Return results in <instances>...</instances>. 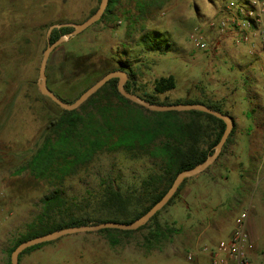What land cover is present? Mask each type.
Listing matches in <instances>:
<instances>
[{
  "label": "rangeland",
  "instance_id": "obj_1",
  "mask_svg": "<svg viewBox=\"0 0 264 264\" xmlns=\"http://www.w3.org/2000/svg\"><path fill=\"white\" fill-rule=\"evenodd\" d=\"M226 2L114 0L103 19L51 51L46 64L47 85L66 100L74 99L93 79L90 63L73 68L70 60L91 54L93 63L105 57L130 61L138 78L137 95L147 93L159 102L170 103L206 100L217 103L235 121L229 141L224 142L216 159L201 172L184 178L177 195L156 215L154 223L160 225L156 233L160 234L155 235L150 222L132 233H70L41 246L51 249L53 263L58 259L63 264L69 261L67 256L81 255L88 264H214L213 254L223 256L220 247L227 245L235 218L247 209L258 215L256 222L260 224L257 237H251L250 257L253 264H264V160L258 178H253L252 172L237 169L239 158L229 154L240 139L238 123L243 121L249 99L243 85L238 87L237 101L228 98L227 85L221 97L214 98L218 91L214 92L212 78L218 77L209 73L211 60L219 57H214L216 34L209 23L216 20ZM99 4L100 0H0V264H8L14 240L41 212L40 199L54 185L36 179L28 169L19 174L16 171L39 149L48 122L62 110L37 84L48 26L81 23ZM194 27L204 30L207 48L199 47L191 37ZM154 32L168 39L169 44L163 42L164 49L148 50L142 42L146 34ZM239 61L246 63L247 59L240 57ZM217 66L225 74H240L228 57ZM259 66L257 62L249 71L256 82L259 80L255 89L263 92L264 73ZM170 74L175 87L155 93L154 82ZM79 107L75 109L83 115L95 111L91 102ZM242 138L249 139L245 132ZM159 165L148 155L131 158L124 153H104L77 174L66 176L61 188L67 195L80 197L89 190L97 191L100 179L111 174L108 177L122 189H133L158 172Z\"/></svg>",
  "mask_w": 264,
  "mask_h": 264
},
{
  "label": "trees",
  "instance_id": "obj_2",
  "mask_svg": "<svg viewBox=\"0 0 264 264\" xmlns=\"http://www.w3.org/2000/svg\"><path fill=\"white\" fill-rule=\"evenodd\" d=\"M113 2L114 0H109L104 14ZM72 29L70 26L54 28L49 38L54 41ZM164 36L160 32L146 34L142 42L148 50H162L166 46L163 42L169 44ZM70 61L73 68L90 63L93 77L74 99H77L94 81H98L112 70L123 71L127 75L125 89L136 94L138 78L130 61H115L105 57L98 59L96 65L91 54L75 56ZM117 82V78H111L79 107L83 108L91 102L96 112L89 111L83 115L76 109H62L60 115L48 122L47 133L42 137L39 149L16 170L19 174L28 169L36 179L49 180L54 185L40 199L41 212L28 224L27 230L14 240L9 249L8 264H11L12 249L30 237L72 225H96L106 220L129 223L135 221L163 196L180 171L193 168L213 152L224 130L222 119L200 110L152 111L121 95L117 90ZM175 83V78L171 74L160 77L154 82V92L163 93L173 89ZM57 96L65 102L74 100H66L58 94ZM139 96L152 103H170L159 102L147 93ZM187 102H201L209 108L227 113L217 103H209L206 100L184 99L170 104ZM231 133L232 131L225 143L229 141ZM110 152L124 153L131 158L148 155L159 161V170L142 179L137 188L122 189L115 180L108 177L111 174H108L100 179V188L97 191L89 190L88 194L80 197L67 195L61 188L63 179L77 174L97 157ZM182 182L162 209L177 195ZM159 211L136 230L145 228L150 222L155 235L160 234L156 233L160 225L154 223ZM98 231L134 232L129 229L110 228ZM47 242L32 245L21 251L19 264L23 253L35 250Z\"/></svg>",
  "mask_w": 264,
  "mask_h": 264
},
{
  "label": "water",
  "instance_id": "obj_3",
  "mask_svg": "<svg viewBox=\"0 0 264 264\" xmlns=\"http://www.w3.org/2000/svg\"><path fill=\"white\" fill-rule=\"evenodd\" d=\"M109 0H100V4L95 9V11L89 15L83 22L81 23H75V22H56L52 23L48 26L47 32H46V47L43 51V57L39 64V72H38V80L37 84L40 88L43 95H46L51 98V100L59 107L65 110H73L77 109L85 100H87L94 92H96L100 87H102L107 81H109L111 78H117V90L118 92L123 95L124 97L130 99L133 101V103L142 105L146 108L151 109L152 111H161V110H200L207 112L208 114H211L213 116H216L220 119H222L224 122V130L221 135L220 140L216 143L214 146L213 152L202 162L196 164L193 168L190 169H184L180 171L176 178L173 179L172 184L167 189V191L161 196L152 206L150 209H148L143 215L139 216L135 221L129 223V222H120V221H111L106 220L103 222H100L96 225L87 224V225H80V226H68L61 228L56 231H50L48 233L33 236L30 237L22 242H20L16 248L12 249L10 253V262L11 264H19V254L21 251L25 250L26 248L37 245L43 242L56 240L64 235L67 234H74L78 232H86V231H98L100 229L104 228H110V229H122V230H136L140 226H142L144 223L150 220V218L155 215L162 207L169 201V199L175 194L179 184L182 182V180L186 177H189L191 175H195L202 170H204L206 167H208L218 156L223 144L225 141H227V138L232 131V128L234 126V118L230 114L221 112L219 110H214L212 108H209L207 105L201 102L197 103H176V104H157L149 102L148 100L142 98L141 96L137 94H133L132 92H129L124 87V82L127 79V75L120 70H112L107 72L105 75H103L98 81H94L90 86H88L77 99H74L72 102H65L61 98L57 96V94L52 91L48 85H47V75H46V64L49 60V56L51 51L54 49L56 45L61 44L62 42L68 40L71 36L75 34H79L82 31H84L87 27H89L91 24H94L96 21L98 22L102 15L104 14V11L106 9V6H108ZM70 26L73 29L66 32L65 34L58 37L56 40L51 41L49 38V35L54 28H61Z\"/></svg>",
  "mask_w": 264,
  "mask_h": 264
},
{
  "label": "crops",
  "instance_id": "obj_4",
  "mask_svg": "<svg viewBox=\"0 0 264 264\" xmlns=\"http://www.w3.org/2000/svg\"><path fill=\"white\" fill-rule=\"evenodd\" d=\"M236 37L237 34L229 29L215 36L214 47L216 50L214 51V57H219L217 59L215 57L211 60L212 65L209 66L211 72L209 71V73L218 77L212 78L215 82L214 92L218 91V94H216L214 98H220L221 92L225 90V85H227L228 98L237 101L238 87L239 85H243L244 87L246 97L249 99V106L245 113L241 111L242 114L244 113V116L243 121L238 123L240 139L233 145L234 147L229 154H233L232 157L234 158H239L237 160L239 163L237 164V169L244 170L246 173L252 172L253 178H258V174L261 170L260 162L264 160V91L262 92L259 89L256 90L257 88L255 86L259 85V80L257 79L258 82H256V77L249 71V68L258 62L257 56L249 55L247 44L243 43L238 45L235 39ZM226 57H228L234 66L236 65V67H238L240 74L232 72L230 74H225L223 69L217 66L218 63ZM240 57H245L247 59V61H245L246 63L239 61ZM227 81L228 83L226 84L225 82ZM244 132L249 138L248 141L242 138ZM262 175L263 173L261 176ZM257 217L258 215H251V213H249L248 227L253 240L257 237L256 227L260 226V224L256 222ZM50 254V248L40 247L35 250L33 249L20 259V264H60L57 262L58 259H55L53 263ZM60 257L61 256L58 258L60 259ZM80 257L81 255L78 257L72 255L67 256L66 259L69 261L63 262V264H88L84 263V260Z\"/></svg>",
  "mask_w": 264,
  "mask_h": 264
},
{
  "label": "built area",
  "instance_id": "obj_5",
  "mask_svg": "<svg viewBox=\"0 0 264 264\" xmlns=\"http://www.w3.org/2000/svg\"><path fill=\"white\" fill-rule=\"evenodd\" d=\"M209 24L216 35L228 29L235 32L237 44H247L248 54L257 56L259 68L264 73V0H227L216 20ZM191 37L199 47L209 46L201 27H194ZM248 218L249 210H242L235 218L227 245L220 247L223 256L218 253L212 256L214 264H253L250 257L251 233ZM191 258L188 254L187 259Z\"/></svg>",
  "mask_w": 264,
  "mask_h": 264
}]
</instances>
